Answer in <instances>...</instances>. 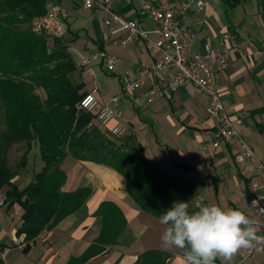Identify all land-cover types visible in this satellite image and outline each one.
Masks as SVG:
<instances>
[{
    "label": "crops",
    "instance_id": "obj_1",
    "mask_svg": "<svg viewBox=\"0 0 264 264\" xmlns=\"http://www.w3.org/2000/svg\"><path fill=\"white\" fill-rule=\"evenodd\" d=\"M48 1L67 10L62 41L74 59L78 61L82 50L92 52L94 49L117 56L119 61L116 66L121 64L116 75L119 92L122 75L133 73L138 64L152 61L143 42L129 41L122 46L120 41L126 37L125 33L104 37L107 32L103 24L105 14L98 9L84 10L82 0ZM139 6L140 0H112L114 12L126 19H138L141 27L155 39L156 35L152 33L155 25L146 17H138ZM203 15L204 25L191 50H198L203 44L230 45L232 40H248L244 50L232 49L229 65L218 75L217 86L228 114L242 119L238 127L241 137L249 144L256 159L264 163V0H208ZM199 18L201 14H192L191 23ZM47 44L50 48L54 47L50 41ZM88 72L91 70L85 74ZM143 91L127 93L120 101L131 105L138 113L125 125L129 136L142 146L145 156L175 179L178 201L189 202V210L195 211L196 201L201 199L200 206L215 204L239 209L250 218L248 185L252 180L262 183L263 178L252 162L241 165L233 161L237 141L213 147L210 133L215 128V122L205 114L207 97L188 84L169 90L162 100L146 105L138 99ZM94 123L112 139L95 118ZM72 161L68 156L61 165L66 173L62 190L68 192L89 186L91 194L84 205L30 241L23 233L17 232L21 225V207L18 204L10 208L0 207V264H69L94 243L101 224V217L95 212L106 201L121 210L126 226L117 244L104 246L100 253L81 264H134L141 254L152 250L166 255L164 264H183V250L162 247L160 237L165 226L160 223V218L138 207L126 192L125 180L120 175L100 165ZM21 175L12 179L19 189L31 180L25 181ZM201 178L213 179L215 192L211 187V197L204 198L201 194L198 185ZM256 227L257 235L262 234L264 230ZM238 256L240 259L235 262L233 257L232 264L244 261L245 264H264V251L261 249L246 259H243L241 251ZM214 264L223 262L217 258Z\"/></svg>",
    "mask_w": 264,
    "mask_h": 264
},
{
    "label": "trees",
    "instance_id": "obj_2",
    "mask_svg": "<svg viewBox=\"0 0 264 264\" xmlns=\"http://www.w3.org/2000/svg\"><path fill=\"white\" fill-rule=\"evenodd\" d=\"M57 4V3H56ZM48 0H0V190L2 204L22 209L18 234L30 241L77 212L91 194L89 186L63 191L66 173L61 168L74 160L108 168L125 180V189L138 207L157 218L178 202L177 184L144 154L133 136L122 142L108 138L93 122L92 113L76 109L85 94L84 83H74L77 67L64 47L46 49L47 40L30 32L29 23L47 10ZM58 40V39H57ZM66 47V46H65ZM42 90L44 98L38 90ZM24 142L18 163L25 169L27 155L38 144L42 168L23 188L12 181L6 151ZM100 231L94 243L69 264H81L104 246L115 245L126 226L121 210L102 202L97 211ZM166 255L146 251L134 264H164Z\"/></svg>",
    "mask_w": 264,
    "mask_h": 264
},
{
    "label": "built area",
    "instance_id": "obj_3",
    "mask_svg": "<svg viewBox=\"0 0 264 264\" xmlns=\"http://www.w3.org/2000/svg\"><path fill=\"white\" fill-rule=\"evenodd\" d=\"M207 0H140L138 17H146L155 25L151 38L150 32L144 30L138 19H126L112 9V0H82L84 10L98 9L105 14L103 24L107 29L104 37L116 36L122 33L126 37L120 45L126 46L129 41L143 42L152 61L138 64L133 73L126 72L120 77L121 90L119 94L107 100H100L98 89L92 88L85 92L78 108L94 114L100 127L107 130L115 139L124 138L128 128L122 123V111L119 103L124 95L144 89L138 99L146 105L153 104L164 98L167 91L184 87L188 84L196 87L207 97L205 114L214 120L215 128L210 133L212 145L217 148L221 144L237 141L238 147L233 154V161L245 165L253 163L256 171L262 176L263 182L252 180L248 185L250 194V210L256 226L264 230V163L256 159L249 144L241 137L238 127L241 118H232L221 100L218 92L217 79L230 62L232 49L242 51L247 41L232 40L230 45L220 43L217 46L203 44L200 49L191 50L198 32L204 25L203 15ZM201 14L196 26L191 23L192 14ZM67 10L60 4L48 6L44 15L33 22L34 33L60 39L65 32ZM79 65L90 66L100 62L109 72L114 71L118 58L104 50L91 56L78 55ZM113 122L111 126L109 124ZM256 201V204H253ZM202 200L196 201V207ZM2 199H0V206ZM259 236H264V231ZM264 251V244L251 249H242V257H250L254 251Z\"/></svg>",
    "mask_w": 264,
    "mask_h": 264
},
{
    "label": "clouds",
    "instance_id": "obj_4",
    "mask_svg": "<svg viewBox=\"0 0 264 264\" xmlns=\"http://www.w3.org/2000/svg\"><path fill=\"white\" fill-rule=\"evenodd\" d=\"M189 209V202L178 201L160 217L161 245L183 250V264H214L217 258L231 264L242 249L264 244L254 221L239 209L215 204Z\"/></svg>",
    "mask_w": 264,
    "mask_h": 264
},
{
    "label": "rangeland",
    "instance_id": "obj_5",
    "mask_svg": "<svg viewBox=\"0 0 264 264\" xmlns=\"http://www.w3.org/2000/svg\"><path fill=\"white\" fill-rule=\"evenodd\" d=\"M207 2H208V0H207ZM51 4H56V3H50V1H48L47 8ZM226 7L231 8L229 6H226ZM37 18L38 17L33 18L32 21L29 23L28 28L30 29V32L36 36L43 37L45 40H47V42L50 41V43H52L54 45V47L50 48L48 46V44H46V49H47L48 53L53 52V50L56 48L57 44L59 46L64 47L65 54L71 58V60L74 62V64L77 67V72L73 76L74 83H84V88H83L84 92H87V91L91 90L92 88H97L98 89V95L97 96L100 99L101 98L105 99V98H108L110 96L112 97V94L119 92V83L117 81L116 75H117V73H119V68L121 67V64H118L115 67V70L111 71V72L107 71L105 69V67L100 64V62H97V63L94 62V64L92 63L93 66H91V67L90 66H85V67L80 66L78 61L72 57V55H71L72 53H70L68 51L67 46L62 41L63 36H62V38L57 40L56 38H52V37H49L47 35L37 34V33L33 32V30H32L33 22ZM95 51L96 50L94 49V51H92V52H89V51L83 52V50L81 52L84 56H91L92 54L95 53ZM111 55L115 56V54H111ZM89 68H91V69H89ZM88 70H91V72H88L87 74H85V72H87ZM126 71H129V70H126ZM111 73H115V74H111ZM38 93L40 94V96L42 98H44V93L41 89L38 90ZM76 109L80 110L78 108V103L76 105ZM119 109L122 111V114H123L121 121L123 124H126V125H128V123H130L129 121H127L128 119H131L135 115L138 114L137 111L131 107V105H128V104L124 105V103L122 104V102L119 104ZM80 111H83V110H80ZM93 122H94V120H93ZM1 128H2V124L0 123V129ZM110 137L113 139V137L111 135H110ZM128 137H129V130H128V134L124 137V139L123 138H121V139H115L114 138L113 140H115L116 142H122L123 140H125ZM24 151H25V146H24L23 141L11 143L10 147H8V149L6 151V158H7V165L11 168V172H12V174H14V177H15V175H21L22 174L21 175L22 179L26 181L27 179L31 178L35 173H37L38 171L41 170L42 161H41L40 149H39L38 144H33L31 150L29 151V153L27 155L26 167H25V169L22 170L21 167L18 166V163H19ZM68 156L70 158H72L70 155H68ZM72 162L79 164L74 159ZM61 167L64 170V166H61ZM69 167L70 166L65 167V169L67 170V169H69ZM198 182H199L198 185L200 187L201 194L203 195V197L204 198L211 197L212 194H211V192H209L210 188L212 187V192H215L213 179L212 178H201L200 181H198ZM3 192H4L3 190H0V199H2V197H3L2 196ZM2 206H3V204L0 207H2ZM239 259H240V257L238 256V253H237L234 256L233 261L237 262ZM233 261H231V264L234 263ZM242 264H245V261Z\"/></svg>",
    "mask_w": 264,
    "mask_h": 264
}]
</instances>
